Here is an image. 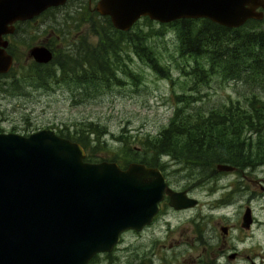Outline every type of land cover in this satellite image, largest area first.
Listing matches in <instances>:
<instances>
[{
    "label": "rangeland",
    "instance_id": "obj_1",
    "mask_svg": "<svg viewBox=\"0 0 264 264\" xmlns=\"http://www.w3.org/2000/svg\"><path fill=\"white\" fill-rule=\"evenodd\" d=\"M94 1L95 6L96 0ZM90 18L94 24H91ZM79 19L84 20L80 22ZM165 23L168 22L142 16L126 31L131 30L133 33L141 29L146 44L156 54L158 61L169 66L168 76L152 69L149 61L139 57L135 47L125 42L122 43L123 60L117 63L119 81L94 89L93 86H75V83L72 85L70 82L59 81L58 77L46 79L47 76H43L44 80L38 81L33 76L24 75L33 68V60L27 58L26 54L31 45L50 43L53 49H57L74 44V39L79 37L77 40L83 38L89 45L97 46L100 23L95 13L86 12L84 6H71L65 12L50 9L43 11L24 22L17 31L7 35L12 42L16 61L7 73L0 74V129L27 134L50 126L58 133L85 138L88 142L86 151L115 158L123 162L124 166L131 160H137L135 157H141L146 150L141 143L146 139H156L159 132L168 125L174 109L184 106L177 100L178 94L190 92L199 96L195 104L188 108L222 110L225 105L229 106L231 102L238 100L243 105L242 108L250 110L246 95L250 93L251 86L264 92L258 80L226 79L222 70L212 74L206 82L199 80L197 76L184 75L181 68L186 67L187 60L179 52L178 32L175 27ZM262 25L252 24L251 29L264 30ZM251 75L254 76L253 73ZM196 79L198 80L193 83ZM196 88L198 92H191ZM75 89L78 90V95L74 98L72 94ZM93 90L99 92L94 93ZM90 123L98 128L95 133L89 131ZM252 123H255L256 128L264 127V121ZM239 132L244 139V147L248 150L245 161L256 169L253 176L263 177L264 173L259 171L264 169V131L242 129ZM129 150L132 151L127 152ZM174 156L178 155H161L156 163L162 165L172 184L180 187L187 182L191 183L192 193L206 202L205 211L218 216L215 214L219 211L214 208L211 210L210 205L219 203L225 192L231 191L232 185H223L234 182L238 174L233 171L220 172L214 183L217 175L214 173L215 163L203 167L206 173L203 174L200 165L190 167L184 163L174 164ZM242 180L256 190V196L251 200L256 219L254 239L256 252L264 254V191L258 185H252L248 177ZM226 211L231 213L233 207H227ZM171 222L178 226L183 223L176 219H171ZM157 227L158 225H154L140 234L135 231L124 234V241L118 245L119 249L110 261L102 257L91 264H192L189 258L195 254L190 250L184 235L178 236L177 229L174 239L166 237L164 233L157 239L149 233L157 232ZM169 241L171 247L161 245ZM259 258L257 256L258 260Z\"/></svg>",
    "mask_w": 264,
    "mask_h": 264
},
{
    "label": "water",
    "instance_id": "obj_2",
    "mask_svg": "<svg viewBox=\"0 0 264 264\" xmlns=\"http://www.w3.org/2000/svg\"><path fill=\"white\" fill-rule=\"evenodd\" d=\"M65 1L0 0V73L13 64L6 35L14 32L15 22ZM259 1L97 0L95 9L121 30L142 16L159 22L207 17L235 27L259 17ZM28 55L47 63L53 51L34 44ZM85 156L80 142L52 127L28 134L0 132V264H87L93 254L110 250L122 231L150 222L165 193L176 208L196 202L174 191L157 166L130 161L122 167ZM217 168L234 166L217 163Z\"/></svg>",
    "mask_w": 264,
    "mask_h": 264
},
{
    "label": "trees",
    "instance_id": "obj_3",
    "mask_svg": "<svg viewBox=\"0 0 264 264\" xmlns=\"http://www.w3.org/2000/svg\"><path fill=\"white\" fill-rule=\"evenodd\" d=\"M95 14L100 23L97 46L89 45L83 38L77 40L79 38L77 37L74 39V44L70 43L66 47L54 49L50 62L32 61L33 68L24 76H33V79L38 81L44 80L43 76H47L46 79L58 77L59 81L70 82L69 84L72 85L75 83V86H93L94 89H101L105 84L110 85L114 81H119L117 63L123 60L122 43L125 42L134 46L138 56L147 59L152 69L163 76L169 75V66L158 61L156 54L146 44L141 29L133 33L131 30L117 29L108 15H100L97 11ZM90 19L91 24H94L92 18ZM83 20L79 19L80 22ZM22 24L24 22L17 26V30ZM165 24L175 27L178 32L179 52L187 60L186 67L181 68L184 75L197 76L199 80L206 82L212 74L222 70L226 79L237 78L247 81L248 78H254L264 89L263 29L255 30L248 26L245 29L237 28L230 31L207 18H181ZM123 35L124 39H122ZM8 49L15 56L11 41ZM77 91L76 89L73 91L74 98L78 95ZM191 92H198V88ZM246 96L250 110L242 108L243 105L237 100L231 102L229 106L225 105L222 110L212 108L203 111L194 107L188 108L199 98L197 94L190 92L178 94L177 100L184 106L174 109L168 125L159 132L156 139H146L141 143L145 146V153L135 158L148 165H156L159 156L172 153L178 157L182 155L183 162L187 164L204 165L207 162V166H210L215 162L234 165L242 163L247 160L245 155L248 150L244 147V139L239 131L242 129L264 131V127L256 128L255 123H252L264 121V92L251 86L250 93ZM88 129L92 133L98 130L91 123ZM59 134L79 141L87 149L88 142L85 138L72 137L62 132ZM123 141L127 144L126 140ZM130 151L132 150L127 152ZM191 154L194 156H189ZM85 159L89 161L108 159L120 162L115 158L102 157L93 151H86ZM122 163L120 162L121 165Z\"/></svg>",
    "mask_w": 264,
    "mask_h": 264
},
{
    "label": "flooded vegetation",
    "instance_id": "obj_4",
    "mask_svg": "<svg viewBox=\"0 0 264 264\" xmlns=\"http://www.w3.org/2000/svg\"><path fill=\"white\" fill-rule=\"evenodd\" d=\"M94 2V0H66L63 4L50 6L46 10L50 9L65 12L71 6H74L76 8H82V6H84L86 12L93 14L96 12ZM245 6H248V4L245 3ZM255 12L258 14L259 17H247L245 21L239 26H223L227 30L232 31L237 28L243 29L244 27L246 28L248 26H251L252 24L258 23L263 24L262 27L264 28V0H260L257 3V6L255 7ZM204 18L207 17H199L197 19ZM28 20L30 19L16 21L14 32L17 30V26L20 23H23ZM37 44L44 43L42 42ZM49 47L54 53V49L51 46ZM26 54L27 58H30L31 60L37 63H41L28 55V49ZM15 61V56L13 54V64ZM0 131L6 130L0 129ZM179 156L180 157H172V161L174 162V164L180 165L184 163L190 167L195 166V164H187L183 162L182 155ZM189 156L194 155L191 154ZM217 163L226 162H215L214 173L217 175L214 180V183L217 182V177L220 172L233 171L238 174L234 182H228L223 185V187L232 185L231 191L225 192V196H222L219 203L210 205L212 206L210 208L211 210L214 208L215 210L217 209V211H219L215 214L218 216L211 215V211L209 213L205 211L206 207L204 205L206 204V202L202 201L198 196L192 193L191 183L187 182L180 187L172 184L171 181L168 179L169 175H166L162 165L157 163L153 166H157L161 169V171L167 178L168 185L174 191H184L187 196L195 198L196 202L186 207L176 208L174 205L170 204V195L165 193L163 195V198L159 202V208L157 213L153 216L150 222L143 225L138 230L126 229L122 231L119 240L113 245L110 250L93 254L90 257L88 264L96 262L102 257L104 259H107V261H110L111 257L115 256V251L119 249L118 245L124 241V234L126 235V233L130 231H135L140 234L148 231L154 225H158V227L156 228L157 232L150 231L149 233H151L153 237H157V239L161 238L162 233H164L166 237L174 239L173 235L176 234L177 229L178 236L184 235L186 241L189 243L190 250L193 254H195L194 257L189 258V262L192 264H263L264 254L256 252V241L254 239V225L256 219L254 214V207L251 205V200L254 199V197L256 196V190L252 189V187H250L249 184L245 183V181L242 179L248 177V180L249 182H251L252 185H258L259 189L264 191V176H253L255 175L256 169L249 166L250 163L247 161H242V163L235 165L231 164L234 166L232 170L218 169ZM126 165L127 164L125 163L124 166H121L125 167ZM199 167H208L207 162H205L204 165H200ZM259 172L264 173V169H260ZM202 173L206 174L204 172V168L202 169ZM210 176H212V173H210ZM230 196H232V198H230ZM229 206L233 207V211L231 213H228L226 211V208ZM171 219L181 220L183 221V223L178 226L177 224L172 223ZM161 245L165 247L172 246L170 241L168 243L164 242ZM257 256H260L259 260L257 259ZM97 264L100 263L97 262Z\"/></svg>",
    "mask_w": 264,
    "mask_h": 264
}]
</instances>
